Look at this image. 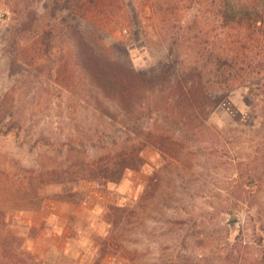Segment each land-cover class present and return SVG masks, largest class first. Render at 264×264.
I'll list each match as a JSON object with an SVG mask.
<instances>
[{
	"label": "rangeland",
	"instance_id": "374dc122",
	"mask_svg": "<svg viewBox=\"0 0 264 264\" xmlns=\"http://www.w3.org/2000/svg\"><path fill=\"white\" fill-rule=\"evenodd\" d=\"M45 1L0 0V103H11L21 119L0 133V208L29 256L7 264H161L172 253L183 264H264V24L261 41L247 52L253 76L215 91L218 100L207 110L180 113L179 123L161 113L154 130L175 134V152L146 147L143 166L118 182L67 183L63 174L64 183L47 177L29 196L30 177L88 158L65 142L78 126L98 123L101 112L65 23L56 24L50 51L39 46ZM28 3L39 11L33 22L19 14V5ZM258 5L264 8V0ZM142 14L146 29L130 40V56L135 68L152 69L167 44L152 14ZM204 17L209 26L210 15ZM184 19H193L190 11ZM129 34L119 28L103 41L110 45ZM67 195L71 200L57 198ZM111 205L134 212L127 233L133 260L105 247ZM59 229L64 240L49 238Z\"/></svg>",
	"mask_w": 264,
	"mask_h": 264
},
{
	"label": "trees",
	"instance_id": "16d2710c",
	"mask_svg": "<svg viewBox=\"0 0 264 264\" xmlns=\"http://www.w3.org/2000/svg\"><path fill=\"white\" fill-rule=\"evenodd\" d=\"M250 1L253 4L247 5ZM258 3L259 0H46L42 9L47 20L40 27L39 46L50 51L56 24L65 23L77 63L96 92L101 112L98 123L78 126L81 129L71 132L65 142L70 150L88 158L66 169H47L45 176L30 177L28 186L32 191L26 193L37 194V187L47 177L64 183L63 174L69 176L67 183L118 182L126 172L143 166L142 151L146 147L175 152V134H169L166 128L154 130L163 120L161 113L179 123L184 120L178 118L180 113L190 116L207 110L209 101L218 100L213 96L215 91L231 89L254 75L246 58L250 47L261 41L264 8H259ZM20 7L19 14L30 22L38 18L39 11L33 3ZM144 10L155 19L168 51L152 69L135 68L130 56V40L139 38L146 29ZM187 11L193 17L190 22L184 19ZM204 14L210 15L209 26L204 24ZM119 28L129 29L127 39L106 45L104 37ZM164 110H171V115ZM20 120L11 103H0V133L11 132ZM91 149L95 151L89 155ZM70 196L57 198L71 200ZM133 217L130 207L111 205L106 215L110 234L104 241L105 247L130 260L133 256L127 233ZM26 257L29 256L21 250L20 237L1 207L0 264H7L5 260L23 262ZM160 261L183 264L177 253L161 256Z\"/></svg>",
	"mask_w": 264,
	"mask_h": 264
},
{
	"label": "crops",
	"instance_id": "0c3cea01",
	"mask_svg": "<svg viewBox=\"0 0 264 264\" xmlns=\"http://www.w3.org/2000/svg\"><path fill=\"white\" fill-rule=\"evenodd\" d=\"M60 206L62 207H70L71 205L67 202H61V203H58ZM74 212V211H73ZM67 233L65 230L63 229H59L57 231H54L53 234L50 235L49 238H51L52 240L54 241H60V240H64V238L66 237Z\"/></svg>",
	"mask_w": 264,
	"mask_h": 264
}]
</instances>
